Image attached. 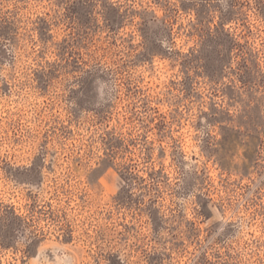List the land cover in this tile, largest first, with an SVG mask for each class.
<instances>
[{"label":"rangeland","instance_id":"1","mask_svg":"<svg viewBox=\"0 0 264 264\" xmlns=\"http://www.w3.org/2000/svg\"><path fill=\"white\" fill-rule=\"evenodd\" d=\"M0 264H264V0H0Z\"/></svg>","mask_w":264,"mask_h":264}]
</instances>
